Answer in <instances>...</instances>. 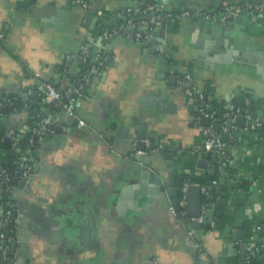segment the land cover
Here are the masks:
<instances>
[{"label": "crops", "instance_id": "1", "mask_svg": "<svg viewBox=\"0 0 264 264\" xmlns=\"http://www.w3.org/2000/svg\"><path fill=\"white\" fill-rule=\"evenodd\" d=\"M152 1L91 0L84 9L75 0H0V101L12 102L0 108V133L17 147L31 119L52 122L29 155L31 174L9 184L18 228L9 264H264V125L248 128L232 112L264 114V64L213 60L239 54L237 44L264 52V0ZM232 5L239 15L206 17ZM152 8L202 14L157 26L149 39L129 38L132 18ZM89 39L102 68L90 71L72 115L41 87L63 92L82 82L79 54ZM175 72L189 74L217 113L225 160L206 148L211 121L188 104ZM145 139L159 148L147 157L162 188L145 180L136 159ZM171 175L177 205L167 192ZM193 185L202 187L203 211L212 202L200 228L187 209L184 219L171 209L184 187L188 208Z\"/></svg>", "mask_w": 264, "mask_h": 264}, {"label": "built area", "instance_id": "2", "mask_svg": "<svg viewBox=\"0 0 264 264\" xmlns=\"http://www.w3.org/2000/svg\"><path fill=\"white\" fill-rule=\"evenodd\" d=\"M77 4H79L84 9H89L91 7V0H75ZM255 10H252V13ZM263 12V10H261ZM241 12V8L239 5H232L229 9L223 10V11H215L207 15L206 17L210 20H225L229 16H237ZM143 17L146 15H149L147 19L142 18L139 22H134V20L130 21V24L132 25L133 32L127 34L129 38L134 39H149L152 36V32L155 27L162 26L166 22H175V23H183L187 22L189 20L199 18L201 17V12H198L196 10H184L182 12H166L163 11L161 8H152L146 13H142ZM150 14H152L150 16ZM253 17H255V14H253ZM110 34H106V39H109ZM96 43L93 39L87 40L81 47V51L79 54V59L82 63H87L89 61V57L92 55L93 49L95 48ZM102 54L99 52L95 54V60L93 62L92 68H99L101 69V63L103 62ZM93 69V70H94ZM174 74V72H173ZM176 79L180 87H182L185 91L187 102L190 106L194 107L197 111L198 117H206L209 118L211 121L209 127L207 128V140H206V148L208 150L215 151L219 157L223 160L226 159L227 152H228V144L222 139L221 134L216 129V120H217V113L215 111H211L209 109V103L208 98L203 93L199 92L193 85H191L192 77L189 74H182V73H176ZM91 76L90 71H85L83 81L80 83H77L73 85L71 88L67 89L66 91H60L53 83H45L41 87V92L43 95L46 96L48 100H57L58 104L63 107V109L67 110L69 113L74 115L75 108H76V101L77 98L83 95L85 86L89 82V78ZM67 97V99L65 98ZM11 100L4 99L0 101V108L3 106H7L8 104H11ZM226 116H230V112L227 110L224 113ZM240 114L245 115L247 119V126L251 129H257L264 125V114H256L253 112H245L244 110L238 109L236 113H234L235 116H239ZM79 119V118H78ZM51 120L47 118H42L38 124L31 128V138L30 142L32 145L37 144L40 146L46 136L51 131ZM79 125L82 127H88L87 122H85L82 119H79ZM4 135L0 133V142L4 140ZM137 145V142L135 143ZM145 150H138V153L141 154H151L150 152H156L159 150V148L152 149V142L150 139L144 140ZM17 146V145H16ZM32 151L27 150L25 154L22 156V159L19 164V170H16L15 173H10L9 170H7L4 167H0V200L5 196V194L10 192L11 186L7 189H5V183H10L11 180L14 177H27L31 174V170L33 168V165L31 163L29 155ZM27 156V158H25ZM29 161V162H27ZM217 184V181L213 182V185ZM212 188L207 187L204 188V193L211 198V191ZM183 196L181 201L179 202V207H171L173 213L177 218H185L186 217V209H187V187H184ZM212 206V202L207 201V205L200 217L193 218L191 217V225L195 222H198L203 225L204 222H206L205 213L210 210ZM177 208V209H176ZM12 208L5 209L2 206V203H0V230L4 227H7L10 222H14L16 228H17V222L13 221L12 219ZM18 231V228H17ZM192 234V231L190 232ZM17 238V235L14 237L8 238V240H5V234L0 233V239L4 240L3 243H0V264H9L11 262L10 259H7L8 253L10 250V243L14 242ZM15 252L11 253V256H14Z\"/></svg>", "mask_w": 264, "mask_h": 264}, {"label": "water", "instance_id": "3", "mask_svg": "<svg viewBox=\"0 0 264 264\" xmlns=\"http://www.w3.org/2000/svg\"><path fill=\"white\" fill-rule=\"evenodd\" d=\"M153 3H155V0L152 1V4ZM151 15L152 14H150V16ZM168 25L171 26V23H168ZM235 48L237 49L236 51H239V54L234 55V52L232 50H228L227 54H225V56L220 58L219 55L217 54L213 60L214 61H222V62H230V61H232L231 59H233V60L242 62L243 65H245L247 63L260 64V65L264 64V52H261L259 50L252 51L253 50L252 47L248 48V46H246V45H239V44L235 45ZM248 49L251 53H247ZM259 72L264 73L262 68L259 69ZM193 84H194V80L192 79L191 85H193ZM244 100H245L244 96H241V95L237 96V102L239 105L243 104ZM54 102H57V100H54ZM237 110H238L237 106H234L232 108V112H234V113H236ZM4 111L6 112L7 109L5 108ZM225 120L228 121L229 126L232 125L233 122H232L231 118H225ZM244 120H245V117H239L238 121H237L238 125H241V121H244ZM77 123L79 124L78 118L76 119V124ZM140 137L142 138L143 134H141ZM226 137H228V135H226ZM6 139L13 141L12 137H10V136H8ZM225 139H227V138H225ZM138 150H145V145L142 143L139 144ZM136 159L141 160V162L144 164L142 170L144 171L143 176H144L145 180H148L152 184H155L156 186H159L162 188L164 186V179L162 178V176H159L155 171L149 172V168H151L152 170L155 168H153L152 164L148 163L147 155L141 154V155L137 156ZM4 162H5V160L3 158H1L0 159V165L4 164ZM18 179H19L18 177H14L13 181L18 182ZM169 180L170 181L167 183V186L169 187L167 189V192H168L169 196L173 199V204L177 205L178 201H179V192H178V188L176 186V183L174 181V176L171 175ZM181 183H183V182H181ZM201 191H202L201 186L193 185V186H190V188H189V193L191 194L190 199H189L188 208H187V212H188L187 215L189 217L197 218V217H200L203 213L204 199H203V195H202ZM195 192H196V195L192 196V194ZM12 216L16 217L17 212H13ZM212 216H213L212 210H209L205 213V217L207 219H211ZM192 226L194 228H200V227H202V224L195 222L192 224ZM206 227H210V224L206 225ZM15 245L16 244L14 243V246H13L14 248H16Z\"/></svg>", "mask_w": 264, "mask_h": 264}, {"label": "trees", "instance_id": "4", "mask_svg": "<svg viewBox=\"0 0 264 264\" xmlns=\"http://www.w3.org/2000/svg\"><path fill=\"white\" fill-rule=\"evenodd\" d=\"M148 16L149 15L141 17L140 15H138V16H135L133 18L131 17V18H132V20L139 22L142 20V18L148 20V18H147ZM94 60H95V54H94V52H92V55L89 57V61L87 62V65L85 67V71H91L92 70V65H93ZM65 98L67 99V97H65ZM25 103L23 100L20 99L16 102V105L18 107H21V105L25 104ZM39 120H40V118L31 119L29 122L30 129L35 127L38 124ZM30 129L27 132V134L18 142L17 147L14 146V142H12L6 138H4V140L2 142H0V159L3 158L5 160L4 164L0 165V167L6 168L12 174L15 173L16 170L20 169L19 164H20L22 156L25 154V152L27 150L34 151V149H36L38 147L37 144L32 145L30 142V138H31ZM25 158H27V156ZM27 162H29V161H27ZM9 184L10 183H5V189H7L9 187ZM8 194L6 193L5 196L3 198H1V200H0V203H2V206L5 209H9L11 206L10 200L7 199ZM0 233L5 234V238H6L5 240H8V238H10V237L16 236L17 235V228H16L14 222H10V224L7 227H4L3 229H1ZM3 241L4 240L0 239V243H3Z\"/></svg>", "mask_w": 264, "mask_h": 264}]
</instances>
